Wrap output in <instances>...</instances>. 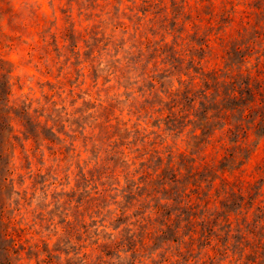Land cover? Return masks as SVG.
<instances>
[{
	"label": "rangeland",
	"instance_id": "1",
	"mask_svg": "<svg viewBox=\"0 0 264 264\" xmlns=\"http://www.w3.org/2000/svg\"><path fill=\"white\" fill-rule=\"evenodd\" d=\"M8 263L264 264V0H0Z\"/></svg>",
	"mask_w": 264,
	"mask_h": 264
},
{
	"label": "trees",
	"instance_id": "2",
	"mask_svg": "<svg viewBox=\"0 0 264 264\" xmlns=\"http://www.w3.org/2000/svg\"><path fill=\"white\" fill-rule=\"evenodd\" d=\"M4 237H7V236H9L10 235V233H7V232H4L3 234H2ZM12 237L14 238V236L12 235ZM9 264V263H8Z\"/></svg>",
	"mask_w": 264,
	"mask_h": 264
}]
</instances>
